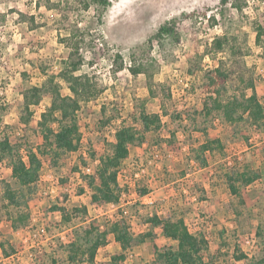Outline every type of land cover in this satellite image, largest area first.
<instances>
[{
	"label": "rangeland",
	"instance_id": "1",
	"mask_svg": "<svg viewBox=\"0 0 264 264\" xmlns=\"http://www.w3.org/2000/svg\"><path fill=\"white\" fill-rule=\"evenodd\" d=\"M84 1L0 0V137L7 136L11 143L21 141L33 150L42 144L37 124L50 99L44 97L30 108L32 116L24 132L19 125L22 92L58 74L70 52L62 39L70 33L83 60L75 74L88 76L99 90L98 96L81 102L76 113L77 151L63 154L54 167L41 158L40 198L30 211L27 228L12 229L15 211L0 193V264H47L50 257L58 264H88L70 261L65 244L76 238L75 229L87 228L89 222L72 217L70 224L75 227L66 228L60 213L50 211L54 205L65 207L70 214L75 207H87V218L97 221L102 231L124 216L135 235L148 231L144 222L148 213L160 217L176 213L193 234L206 237L207 257L213 264H248L235 259L240 252L260 258L264 253V127L245 124L246 141L232 134L221 112L205 115L202 105L207 96L204 75L219 59L229 56L226 50L215 55L212 41L227 34L237 56L251 71L264 108V36L259 44L255 41L256 26L264 28V0H237L241 12L222 6L221 0H109L110 6L100 16L94 6L84 10ZM213 15L215 22L207 19ZM167 21L175 23L177 42L165 37L149 45L148 38ZM117 54L124 70L115 73ZM129 67L139 68L141 73L132 76ZM54 77L61 94L70 96L67 84ZM141 109L160 115L163 132H145V143L133 147L122 163L119 184L126 188L119 205L109 204L94 212L83 175L90 174L88 167L94 172L121 120L129 122ZM114 117L116 120L102 123ZM134 127L142 129L140 123ZM206 135L219 139L221 146L206 155L207 166L200 168L191 149L206 141ZM90 160L94 161L86 167ZM240 168L257 172L259 179L247 186L238 184L239 194L233 196L225 173ZM9 175L3 164L0 187L3 180L11 181ZM142 189L147 191L146 197L139 196ZM258 227L263 233L260 238L255 234ZM153 243L158 247L173 244L158 232L155 240L146 239L117 264H150ZM4 249L14 253L5 257ZM30 253L35 258L30 259ZM121 253L109 235L94 264H113L111 256Z\"/></svg>",
	"mask_w": 264,
	"mask_h": 264
},
{
	"label": "trees",
	"instance_id": "2",
	"mask_svg": "<svg viewBox=\"0 0 264 264\" xmlns=\"http://www.w3.org/2000/svg\"><path fill=\"white\" fill-rule=\"evenodd\" d=\"M221 5H230L240 12L242 10V6L237 0H221ZM90 6H94L99 14L110 6V2L109 0H86L83 2L84 10H88ZM222 14L220 12L219 16L223 17ZM203 16L206 17V14ZM30 19L33 17L31 16ZM207 19L215 22L214 15L208 16ZM73 36L74 34L70 33L68 37L62 39V42H66L70 46V52L68 58L62 62L58 74L49 75L41 86L31 87L22 92L19 125L24 132L32 116L30 108L39 105L44 97L50 99L49 106L40 114V121L37 124L42 144L33 150L20 140V142L11 143L7 136L0 137V168L3 164L6 165L11 179V181H2L3 186L0 187V193L6 204L15 211V216L11 219L13 230L27 228L30 211L38 205L41 158H47L50 166L54 167L63 154L77 151L80 135L78 134L76 113L80 109L81 102L98 96L99 90H96V86L91 83L88 76L75 74L83 60L78 54V44L75 42L72 45L71 43ZM262 36H264V28L257 25L256 43L261 42ZM165 37L173 38L177 42L179 37L173 21H167L159 26L156 33L146 42L151 45L153 41L157 42ZM225 50L228 52V58L219 59L217 66L204 75L206 81L204 92L207 96L202 106L205 115H211L213 111L221 112L224 121L230 125L232 134L247 141L245 124L258 129L264 127V108L257 97L252 73L237 56L228 35L214 38L212 51L215 55ZM113 62L115 73L124 70L120 55H115ZM128 72L132 76H137L141 70L129 67ZM54 76H58L67 84L70 96L61 94L59 85L54 82ZM148 90L153 95L152 89ZM208 103L209 106H207ZM102 112H105V108H102ZM110 120H116V118L107 119L102 123L108 124ZM135 123H140L142 129H136ZM53 125L56 127L54 128ZM163 128L160 115L157 113L148 114L144 109H141L137 117H131L129 122L125 119L121 120L120 126L114 132V141L108 144L109 148L100 157L94 172L83 175L85 185L91 190L90 206L96 211H101L109 204H118L126 188L119 184L122 163L129 158L130 150L133 147L145 143V132L161 133ZM169 134L171 138H174V133ZM206 136V141L198 143L195 148L191 149L192 159L200 164V168L207 166L206 155L214 153L216 148L221 146L219 139ZM22 151L25 152V155ZM93 161L85 163V166H91ZM74 168L77 169V166L75 165ZM257 179H259V174L246 168L225 173L227 187L233 196L239 194L238 184L247 186ZM146 194L145 189L139 192V196ZM50 211L60 213L61 223L66 224L64 225L66 228L75 227L70 224L72 217L79 216L83 221L89 222L87 228L75 229L76 238L65 244L66 251L70 254V261L94 264L97 251L106 247L109 235H112L114 241L119 244L122 253L111 256V261L113 264L121 263L125 260L128 251L140 246L146 239H156L157 233L160 232L166 240L173 244L158 247L153 243L150 264H213L207 257L209 245L206 237L200 233L193 234L185 219L176 213H171L166 217H160L157 213H148L144 220L148 225V231L135 235L130 232L127 219L124 216L115 218L109 228L102 231L97 221L87 218L88 209L85 206L73 208L72 214L65 207L56 205L52 206ZM255 234L258 238L262 236L260 227L257 228ZM0 246L3 247V245ZM2 252L5 257L14 253V251L8 253L5 249ZM235 259L246 260L248 264H264V253L260 258H257L248 257L245 253L240 252ZM47 264H58V261L56 258L50 257Z\"/></svg>",
	"mask_w": 264,
	"mask_h": 264
},
{
	"label": "built area",
	"instance_id": "3",
	"mask_svg": "<svg viewBox=\"0 0 264 264\" xmlns=\"http://www.w3.org/2000/svg\"><path fill=\"white\" fill-rule=\"evenodd\" d=\"M87 172L88 173H90V174H92L93 172H92V168H90V167H88L87 169ZM119 176H120V174H119ZM124 196V192L122 193V195H121V197H120V200H121V198ZM140 197H146L145 195L144 196H140ZM120 200H119V202H118V204H111V205H119V203H120ZM90 208L94 211V212H96V210L92 207V206H90ZM89 210V209H88ZM40 232H42V231H40ZM34 236L36 237V234H34ZM40 238H43V236H41ZM53 242V241H52ZM51 242V243H52ZM28 257L30 258V259H32V258H35V255L33 254V253H30V254H28Z\"/></svg>",
	"mask_w": 264,
	"mask_h": 264
},
{
	"label": "crops",
	"instance_id": "4",
	"mask_svg": "<svg viewBox=\"0 0 264 264\" xmlns=\"http://www.w3.org/2000/svg\"><path fill=\"white\" fill-rule=\"evenodd\" d=\"M158 234V233H157ZM164 238V237H163ZM165 239V238H164ZM155 240V239H154Z\"/></svg>",
	"mask_w": 264,
	"mask_h": 264
}]
</instances>
